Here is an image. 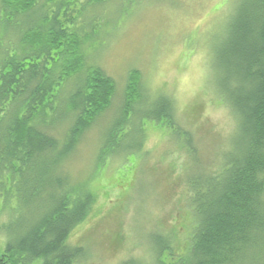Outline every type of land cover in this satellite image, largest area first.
<instances>
[{"label": "trees", "instance_id": "1", "mask_svg": "<svg viewBox=\"0 0 264 264\" xmlns=\"http://www.w3.org/2000/svg\"><path fill=\"white\" fill-rule=\"evenodd\" d=\"M109 1L0 0V264H77L85 255L69 238L96 199L65 165L117 94L116 81L88 64L104 20L88 12ZM231 1L212 69L236 129L217 170L185 176L194 232L183 255L164 240L169 264H264V0ZM126 82L103 157L120 154L109 146L136 122L141 144L132 150L153 123L194 157L172 99L152 100L138 70Z\"/></svg>", "mask_w": 264, "mask_h": 264}, {"label": "rangeland", "instance_id": "2", "mask_svg": "<svg viewBox=\"0 0 264 264\" xmlns=\"http://www.w3.org/2000/svg\"><path fill=\"white\" fill-rule=\"evenodd\" d=\"M86 1V0H85ZM233 9L231 0H111L92 13L103 23L89 65L103 69L117 83L108 114L85 134L66 171L84 184L95 204L70 235L69 243L85 255L77 264H145L174 260L164 251L168 240L177 255L190 250L194 216L185 176L211 172L225 161L236 120L218 94L212 69L213 50ZM94 51V52H93ZM138 70L152 100L171 98L179 123L193 137V157L184 140L168 137L172 129L149 124L142 150L138 123L104 158L109 123L123 101L126 81ZM71 84V83H70ZM75 88L72 83L65 95ZM222 159V160H221ZM185 170V171H184Z\"/></svg>", "mask_w": 264, "mask_h": 264}]
</instances>
